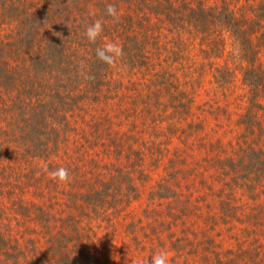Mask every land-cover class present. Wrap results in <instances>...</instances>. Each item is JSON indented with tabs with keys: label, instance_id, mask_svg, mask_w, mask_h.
<instances>
[{
	"label": "rangeland",
	"instance_id": "1",
	"mask_svg": "<svg viewBox=\"0 0 264 264\" xmlns=\"http://www.w3.org/2000/svg\"><path fill=\"white\" fill-rule=\"evenodd\" d=\"M169 1L0 0L1 264H71L82 250L85 264L161 251L170 264H264V49L249 83L237 37L186 17L221 0ZM263 4L229 7L252 18ZM111 41L123 55L106 65L95 51ZM61 166L70 182L52 177Z\"/></svg>",
	"mask_w": 264,
	"mask_h": 264
},
{
	"label": "trees",
	"instance_id": "2",
	"mask_svg": "<svg viewBox=\"0 0 264 264\" xmlns=\"http://www.w3.org/2000/svg\"><path fill=\"white\" fill-rule=\"evenodd\" d=\"M167 1L171 4L169 0ZM234 1L235 0H221L220 6L212 9L204 8L203 6H194L189 8L186 17L188 19V22L196 29H204L205 27L215 23L217 25L219 24V26L227 28L230 32H232L233 35L237 37L244 59L250 66V68L245 70L246 73L244 79L249 83L260 84L262 81V77L258 72H254V63L259 54V50L264 49V13H258L257 10H254L252 18L247 17L246 14L240 10V8L236 13L229 7L230 3ZM3 6L5 5H2V7ZM7 9H11V7L7 6ZM259 9L263 10L264 4L260 6ZM254 39H256V42L254 41ZM61 54L62 53H59L60 56ZM47 55L52 57L53 52H49ZM4 65L0 64V79H4L6 80L5 82H8L10 76H8L6 69L7 67ZM84 79L85 78H81V80ZM55 86L58 87L56 83ZM49 88V92L51 91V93L47 94L49 95L48 97L51 98V101H49V103H55V100L57 99H59L58 101H60L63 97V94L56 90L54 86H51ZM49 103H44L39 106L41 110H39L40 113L39 111H36L34 109L35 112L33 111L32 116L33 122H31L32 126H38L47 121L46 119L49 116H46L45 114L47 112L53 111ZM47 106L49 110H47ZM0 242H5V240L0 238ZM81 253H84L83 255H81V257L86 259L84 261H79V253H76L77 256L73 258L72 261L70 260L71 264H85L91 261L94 262L91 256L88 255L90 252H84L82 250ZM86 254L88 256H86ZM9 256L13 257V255L11 254H9ZM65 258L67 259L68 257L63 255L60 259L62 260ZM1 263H3V261L0 262V264Z\"/></svg>",
	"mask_w": 264,
	"mask_h": 264
},
{
	"label": "clouds",
	"instance_id": "3",
	"mask_svg": "<svg viewBox=\"0 0 264 264\" xmlns=\"http://www.w3.org/2000/svg\"><path fill=\"white\" fill-rule=\"evenodd\" d=\"M107 14L113 18H119V10L114 5L109 3L107 5ZM104 31V26L100 20L94 21L86 27L84 35L91 43H95L97 38L101 36ZM97 59L105 63L106 65H113L117 62V59L122 57L123 48L115 42H107L103 46L98 47L95 51ZM52 177L60 182H70L72 177L69 173V169L66 167H58L51 173ZM149 264H170L169 254L167 251H161L154 253L149 261Z\"/></svg>",
	"mask_w": 264,
	"mask_h": 264
}]
</instances>
